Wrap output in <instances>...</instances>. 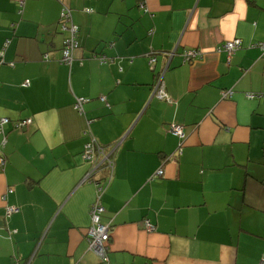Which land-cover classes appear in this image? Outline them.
I'll return each instance as SVG.
<instances>
[{
    "label": "crops",
    "instance_id": "crops-1",
    "mask_svg": "<svg viewBox=\"0 0 264 264\" xmlns=\"http://www.w3.org/2000/svg\"><path fill=\"white\" fill-rule=\"evenodd\" d=\"M262 44L264 0H0V264H104L88 242L96 200L109 264L264 262ZM92 140L113 172L88 177Z\"/></svg>",
    "mask_w": 264,
    "mask_h": 264
},
{
    "label": "built area",
    "instance_id": "built-area-1",
    "mask_svg": "<svg viewBox=\"0 0 264 264\" xmlns=\"http://www.w3.org/2000/svg\"><path fill=\"white\" fill-rule=\"evenodd\" d=\"M20 3V7H23L26 1L28 0H18ZM87 12H91L90 9L87 10ZM60 28L66 32L69 33V36L65 39L64 41V46L61 50V57L59 61L61 63L71 65L73 64L74 61V55L75 52L79 49L80 47V42H79V27L73 23L72 20V14L71 10L68 6L64 5L62 7L61 11V16H60ZM261 47L264 48V44L260 45ZM242 48V43L240 40L236 39L230 42H227L224 44L223 47H221L222 50H225L229 56H231L235 51L239 50ZM202 52L201 50L198 49H192V50H187L183 54L184 62L185 63H191L192 61L196 59L202 58ZM44 59L46 61H50L51 57L50 54L47 53L44 55ZM102 64L107 63L108 61L106 60L105 57L100 58ZM156 59L151 58L150 64L153 66L155 64ZM160 96L162 97L163 94L160 92ZM87 102L86 99L82 98L79 99V103L76 105V109L78 111L82 110V104ZM10 120L5 119V118H0V133H4V127L6 124L9 123ZM32 122L31 119L19 122L16 124L18 128L24 127L26 125H29ZM173 134L182 136V131L179 128H173ZM83 159L92 165L91 172L88 174V177H91L93 173H97L100 171L103 167L104 164L107 165L108 169L113 172V169L115 167V161H114V153L113 151H104L101 147H97L95 142L93 140L88 143L84 150L83 154ZM102 156V161L98 163V158ZM164 172L163 170H160L158 172L159 177H163ZM111 177L110 176L106 183L103 184V189L105 186H109L111 182ZM102 189V191H103ZM13 190L9 189L7 193L4 196V200H6L7 195L12 193ZM101 193V192H99ZM103 207L101 203L96 200L92 205L90 209V215H91V228L88 231V242H89V247L90 250L96 253L102 260L103 262H109L108 258V248H109V242L111 239V232H110V227L108 225H104L101 221V216L103 214ZM17 210L14 207H7V217L16 212ZM144 227L148 231H154L155 227L149 223L148 221L144 222ZM261 264H264L262 262Z\"/></svg>",
    "mask_w": 264,
    "mask_h": 264
},
{
    "label": "trees",
    "instance_id": "trees-1",
    "mask_svg": "<svg viewBox=\"0 0 264 264\" xmlns=\"http://www.w3.org/2000/svg\"><path fill=\"white\" fill-rule=\"evenodd\" d=\"M17 2H18V5L20 6V3H19V1L17 0ZM27 2V1H26ZM7 42V41H6ZM6 42H5V46H6ZM5 48V47H4ZM4 48L2 49V50H4ZM98 147V146H97ZM100 147V146H99ZM96 183H98V182H96ZM101 259V258H100ZM101 261H102V263H104V264H109V262L107 263V262H103V260L101 259Z\"/></svg>",
    "mask_w": 264,
    "mask_h": 264
},
{
    "label": "bare ground",
    "instance_id": "bare-ground-1",
    "mask_svg": "<svg viewBox=\"0 0 264 264\" xmlns=\"http://www.w3.org/2000/svg\"><path fill=\"white\" fill-rule=\"evenodd\" d=\"M164 85V84H163ZM164 88H165V86H164ZM167 95V94H166Z\"/></svg>",
    "mask_w": 264,
    "mask_h": 264
},
{
    "label": "clouds",
    "instance_id": "clouds-1",
    "mask_svg": "<svg viewBox=\"0 0 264 264\" xmlns=\"http://www.w3.org/2000/svg\"><path fill=\"white\" fill-rule=\"evenodd\" d=\"M59 23H60V21H59ZM60 25V24H59Z\"/></svg>",
    "mask_w": 264,
    "mask_h": 264
},
{
    "label": "rangeland",
    "instance_id": "rangeland-1",
    "mask_svg": "<svg viewBox=\"0 0 264 264\" xmlns=\"http://www.w3.org/2000/svg\"><path fill=\"white\" fill-rule=\"evenodd\" d=\"M13 190V189H12ZM14 191V190H13Z\"/></svg>",
    "mask_w": 264,
    "mask_h": 264
}]
</instances>
